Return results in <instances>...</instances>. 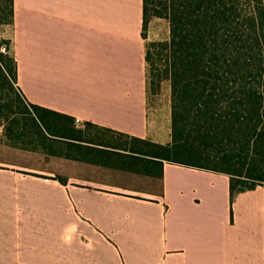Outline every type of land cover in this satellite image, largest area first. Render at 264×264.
Returning <instances> with one entry per match:
<instances>
[{"label": "crops", "instance_id": "crops-1", "mask_svg": "<svg viewBox=\"0 0 264 264\" xmlns=\"http://www.w3.org/2000/svg\"><path fill=\"white\" fill-rule=\"evenodd\" d=\"M142 0H13L27 103L158 145L149 123ZM168 26V23H167ZM167 31H169L167 27ZM170 126V127H169ZM0 142V264H264V188L163 162L153 175Z\"/></svg>", "mask_w": 264, "mask_h": 264}, {"label": "trees", "instance_id": "trees-1", "mask_svg": "<svg viewBox=\"0 0 264 264\" xmlns=\"http://www.w3.org/2000/svg\"><path fill=\"white\" fill-rule=\"evenodd\" d=\"M142 18L143 39L150 19L169 25L168 41L145 44L146 65L151 49L166 51L169 144L79 125L70 116L27 103L13 89V57L0 52L2 143L108 166L114 165L106 160L119 157L127 162L121 168L146 175H153L155 166L161 171L163 162L220 173L230 179L231 199L264 188V0H142ZM12 24L13 0H0V26ZM235 165L244 173L234 171Z\"/></svg>", "mask_w": 264, "mask_h": 264}, {"label": "rangeland", "instance_id": "rangeland-1", "mask_svg": "<svg viewBox=\"0 0 264 264\" xmlns=\"http://www.w3.org/2000/svg\"><path fill=\"white\" fill-rule=\"evenodd\" d=\"M167 21L165 19H160L155 23L154 35L158 36L160 39L164 38L169 31V25L167 26ZM12 35H13V26L12 25H1L0 26V40H5L7 44L0 46V52L2 48H6L4 54L12 56ZM159 42V41H158ZM3 53V52H1ZM152 60L147 63L146 73H147V93H148V104L151 107V112L149 115V123L151 125L154 123L158 125V134L161 135L162 139L168 133V122H167V109L169 106V96H170V83L163 76V71L166 68V51H162L159 48L150 50ZM16 89V85L13 86V89ZM15 94V95H14ZM1 95V93H0ZM5 97V95L2 93ZM12 98L18 96L17 91L13 90ZM18 105V103H16ZM3 122H0V142H5L4 138V127ZM170 127V126H169ZM171 133V129H170ZM109 163L123 164L122 160L118 161L117 158H112L111 160H106ZM237 173H244V170L240 165H235L232 167ZM245 185H249L250 182H244Z\"/></svg>", "mask_w": 264, "mask_h": 264}, {"label": "built area", "instance_id": "built-area-1", "mask_svg": "<svg viewBox=\"0 0 264 264\" xmlns=\"http://www.w3.org/2000/svg\"><path fill=\"white\" fill-rule=\"evenodd\" d=\"M1 52H3V53H4V52H5V49H4V48H2V49H1Z\"/></svg>", "mask_w": 264, "mask_h": 264}]
</instances>
